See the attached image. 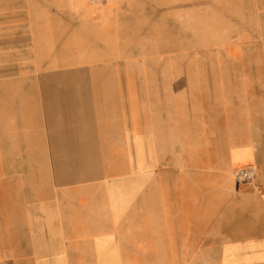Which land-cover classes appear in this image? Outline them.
<instances>
[{
	"label": "rangeland",
	"instance_id": "rangeland-1",
	"mask_svg": "<svg viewBox=\"0 0 264 264\" xmlns=\"http://www.w3.org/2000/svg\"><path fill=\"white\" fill-rule=\"evenodd\" d=\"M37 1L45 0H0V9H8L0 14L13 19L16 3ZM140 3L145 9L131 13L129 35L117 23L105 34L73 18L64 36L56 26L53 65L39 62L35 74H14L18 54L0 60L10 63L0 69V117L18 119L21 110L7 100L22 97V128L8 120L7 128L16 129L9 133L40 141L38 151H0V199L16 209L67 197L72 223L80 221L87 240L99 229L117 245V264H221V252L202 245L214 220L206 192L197 193L190 180L195 169L184 165L182 205H176L175 141L158 136L166 130L161 126L177 121L184 150L210 159L227 146L224 123L246 116L261 121L264 141V0ZM159 20L160 30L154 26ZM162 27L165 34L158 35ZM226 80L242 85L229 89ZM19 83L26 90H10ZM128 109L136 121L130 132ZM148 124L150 139L143 134ZM239 169L233 172L238 185Z\"/></svg>",
	"mask_w": 264,
	"mask_h": 264
},
{
	"label": "crops",
	"instance_id": "crops-1",
	"mask_svg": "<svg viewBox=\"0 0 264 264\" xmlns=\"http://www.w3.org/2000/svg\"><path fill=\"white\" fill-rule=\"evenodd\" d=\"M78 1L80 2L73 6L60 4L57 7L52 3L53 0L16 3L13 19H4L0 14V60L18 54L21 59L13 64L19 67V71L14 74H35L34 69L39 62L53 65L50 44L55 42L56 26L64 36L73 18L80 25L97 26L101 29V34H105L117 23L125 27L129 35L133 19L131 13L143 12L145 9L141 0H136L135 3L133 0H91L92 3H87V0ZM76 13L79 20L76 19ZM125 16L127 24L122 19ZM138 18L145 19L146 16L139 15ZM162 22L163 20H159L158 25H154L155 28L160 30ZM162 30L158 35L165 34V27ZM9 64L0 62V69ZM28 69L31 73H26ZM230 82L226 80L223 85L228 87ZM20 85L26 90V86L20 83L9 85V88L17 92L21 90ZM241 85L242 81L238 80L230 86ZM29 99L37 101L34 96ZM23 100L18 95H10L7 100L10 105L16 103L14 107L21 110V114L13 121L0 117V151H22L24 146V151L39 150V140L22 139L9 133L15 128H7L8 120L22 128V114L25 112L24 107L19 104ZM31 109L30 115L35 117L36 108L32 105ZM125 123L126 131L135 130L136 121L129 109ZM172 124H168V127L161 126L160 129L166 130H161L158 138L175 141V159L171 168L174 172L175 204L182 205L184 165L195 169L196 175H191L190 180L197 193L206 192L208 216L214 220L202 245H207L213 251H220L221 264H264V141L261 121L258 118L231 116L230 122L224 123L223 127L228 139L227 146L224 151H214L210 159L202 156V151L190 148L184 150L182 128L177 121ZM147 129L149 130L143 134L146 139H150L149 124ZM217 131L220 132V129ZM103 143L104 138H100L96 143L97 148H103ZM61 144L65 148V138ZM161 144L159 151L162 152L164 148ZM42 145L48 151V141L44 144L42 141ZM54 145L57 146L56 143ZM239 168H254V178L246 183L236 178L241 183L238 185L234 181L233 172ZM246 184L247 188L240 186ZM43 200L38 201L40 206L30 204L14 209L4 206L0 199V263L117 264L116 256L120 262L117 245L107 242L99 229L95 231L93 240H87V233L78 227L80 221L72 223L67 197ZM105 243L106 248L102 251ZM107 260L110 262L107 263Z\"/></svg>",
	"mask_w": 264,
	"mask_h": 264
},
{
	"label": "built area",
	"instance_id": "built-area-1",
	"mask_svg": "<svg viewBox=\"0 0 264 264\" xmlns=\"http://www.w3.org/2000/svg\"><path fill=\"white\" fill-rule=\"evenodd\" d=\"M254 168L241 169L236 172V178L240 182H247L253 178ZM0 264H7L5 262Z\"/></svg>",
	"mask_w": 264,
	"mask_h": 264
}]
</instances>
